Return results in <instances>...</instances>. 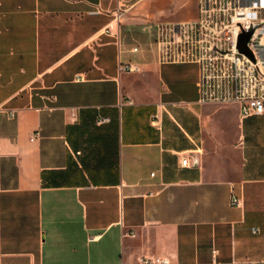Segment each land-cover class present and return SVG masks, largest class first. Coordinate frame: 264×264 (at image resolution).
I'll return each mask as SVG.
<instances>
[{"label":"crops","instance_id":"crops-1","mask_svg":"<svg viewBox=\"0 0 264 264\" xmlns=\"http://www.w3.org/2000/svg\"><path fill=\"white\" fill-rule=\"evenodd\" d=\"M198 6L0 0V264H264V113L158 48Z\"/></svg>","mask_w":264,"mask_h":264},{"label":"built area","instance_id":"built-area-1","mask_svg":"<svg viewBox=\"0 0 264 264\" xmlns=\"http://www.w3.org/2000/svg\"><path fill=\"white\" fill-rule=\"evenodd\" d=\"M158 48L164 61L198 65L201 102L239 104L243 116L264 113V0H199L198 17L162 28ZM120 68L138 70L131 65ZM181 164L188 166L189 158ZM171 263L169 256L144 257L140 262Z\"/></svg>","mask_w":264,"mask_h":264},{"label":"water","instance_id":"water-1","mask_svg":"<svg viewBox=\"0 0 264 264\" xmlns=\"http://www.w3.org/2000/svg\"><path fill=\"white\" fill-rule=\"evenodd\" d=\"M247 39H248V36H246L245 38L241 37V40H240L241 45H242V43H244Z\"/></svg>","mask_w":264,"mask_h":264}]
</instances>
